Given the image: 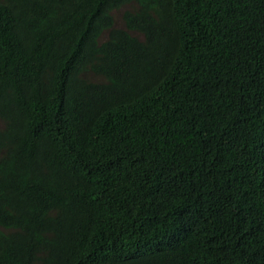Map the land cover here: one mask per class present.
Segmentation results:
<instances>
[{"label":"trees","instance_id":"1","mask_svg":"<svg viewBox=\"0 0 264 264\" xmlns=\"http://www.w3.org/2000/svg\"><path fill=\"white\" fill-rule=\"evenodd\" d=\"M0 264H264V0H0Z\"/></svg>","mask_w":264,"mask_h":264},{"label":"rangeland","instance_id":"2","mask_svg":"<svg viewBox=\"0 0 264 264\" xmlns=\"http://www.w3.org/2000/svg\"><path fill=\"white\" fill-rule=\"evenodd\" d=\"M117 19H118V20H117V25L122 27V26H123V23H122V21H121V19H120V16H119V18H118V16H117Z\"/></svg>","mask_w":264,"mask_h":264}]
</instances>
